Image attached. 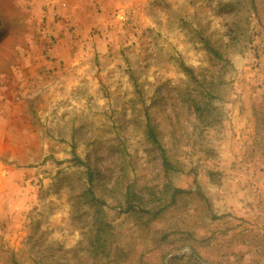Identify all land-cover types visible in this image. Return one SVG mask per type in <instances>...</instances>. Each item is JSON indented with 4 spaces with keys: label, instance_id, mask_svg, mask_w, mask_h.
<instances>
[{
    "label": "rangeland",
    "instance_id": "1",
    "mask_svg": "<svg viewBox=\"0 0 264 264\" xmlns=\"http://www.w3.org/2000/svg\"><path fill=\"white\" fill-rule=\"evenodd\" d=\"M37 261L264 264V0H0V264Z\"/></svg>",
    "mask_w": 264,
    "mask_h": 264
},
{
    "label": "trees",
    "instance_id": "2",
    "mask_svg": "<svg viewBox=\"0 0 264 264\" xmlns=\"http://www.w3.org/2000/svg\"><path fill=\"white\" fill-rule=\"evenodd\" d=\"M214 54H217V53L214 52ZM187 70H189V69L187 68ZM195 108L197 111L200 112L201 106L199 104H197ZM200 116H201V112H200ZM147 135L149 136V139H151L152 142L159 149L160 154H161L162 159H163L164 166L166 167V169H169L171 167V164H170L168 157L166 155L165 148L161 145L155 129L149 123H148V128H147ZM37 262H38V264H52L51 262H43V261H37Z\"/></svg>",
    "mask_w": 264,
    "mask_h": 264
},
{
    "label": "crops",
    "instance_id": "3",
    "mask_svg": "<svg viewBox=\"0 0 264 264\" xmlns=\"http://www.w3.org/2000/svg\"><path fill=\"white\" fill-rule=\"evenodd\" d=\"M41 43H42V41H41ZM30 67L39 68V65L38 64H35L34 65V63H33V65H31ZM30 67L29 66L28 67L24 66V68H30Z\"/></svg>",
    "mask_w": 264,
    "mask_h": 264
}]
</instances>
